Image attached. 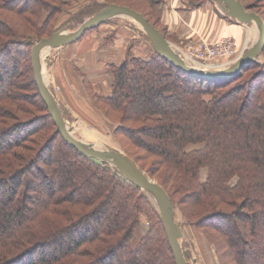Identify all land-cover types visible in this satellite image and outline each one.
<instances>
[{
	"label": "trees",
	"instance_id": "16d2710c",
	"mask_svg": "<svg viewBox=\"0 0 264 264\" xmlns=\"http://www.w3.org/2000/svg\"><path fill=\"white\" fill-rule=\"evenodd\" d=\"M98 1L0 0V264H176L152 200L68 144L36 85L32 47L66 26L75 4L131 7L167 36L159 1ZM240 1L264 19V0ZM145 38L150 54L111 64L107 94L83 76L92 109L219 264H264V62L207 79ZM144 216L150 227L139 233Z\"/></svg>",
	"mask_w": 264,
	"mask_h": 264
},
{
	"label": "water",
	"instance_id": "95a60500",
	"mask_svg": "<svg viewBox=\"0 0 264 264\" xmlns=\"http://www.w3.org/2000/svg\"><path fill=\"white\" fill-rule=\"evenodd\" d=\"M214 1L221 6L229 17L240 23L255 25L257 27V38L254 43L234 64L226 68L210 69L191 65L187 62L184 55L142 13L131 7L119 4L105 6L99 12L81 23L74 31H67V28L63 27L49 37L40 39L34 44L31 51L36 85L64 140L75 147L82 155L115 167L131 183L152 198L158 208L176 264H187L189 253L181 243L184 231L182 226L177 222L176 212L169 195L157 181L141 170L122 150L109 146L103 148L97 147L94 143L85 142L72 133V129L68 127L65 118L66 111L61 108L54 93L45 81L43 53L45 50H53L72 44L81 39L87 31L114 18L124 17L133 20L142 28L154 50L160 56L166 58L183 71L191 75L213 80L231 78L258 60V57L264 49V19L260 14L246 9L240 0ZM46 57L49 58L50 56L47 55Z\"/></svg>",
	"mask_w": 264,
	"mask_h": 264
},
{
	"label": "crops",
	"instance_id": "0c3cea01",
	"mask_svg": "<svg viewBox=\"0 0 264 264\" xmlns=\"http://www.w3.org/2000/svg\"><path fill=\"white\" fill-rule=\"evenodd\" d=\"M157 1L160 2L166 37L176 48L183 47L199 36L207 39L231 37L246 49L251 44L254 33L252 25L229 17L214 0H205L198 7L192 6L189 0ZM130 23L109 20L94 28L88 36L84 35L83 39L47 52L53 59L48 84L57 89V101L66 111L65 117L73 114L74 107L83 101L78 90L79 72L91 81L97 91L107 94L112 83V63L122 61L128 53L137 57L151 53L145 34ZM79 118L88 123L84 116Z\"/></svg>",
	"mask_w": 264,
	"mask_h": 264
},
{
	"label": "rangeland",
	"instance_id": "374dc122",
	"mask_svg": "<svg viewBox=\"0 0 264 264\" xmlns=\"http://www.w3.org/2000/svg\"><path fill=\"white\" fill-rule=\"evenodd\" d=\"M126 1L131 2L130 0H126ZM98 2H103V1L99 0ZM132 5H133V2H132ZM141 9H143V11H145V12L147 11V7H145V6H143ZM96 10H98L97 7H95L93 5L88 6V5L84 4V2H82L81 4H75V6L73 8H71V10L69 12L64 13L63 18L61 19V24H64V23L66 24V26H64V27L67 28V31H74L86 19H88L91 16H93L94 14H96L97 12L94 13ZM100 10L101 9H99L98 12ZM262 10L264 11V9H262ZM120 20L131 22L130 24H132L133 26L134 25L138 26V28L143 32L142 28L139 25H137L131 19H125L124 17L114 18V21L120 22ZM252 28L254 30L255 35L253 33L252 41H251V44L249 45V47L254 43V41L257 38V27L255 25H252ZM92 30H94V29H92ZM92 30H89L88 33L85 34V36L86 35L88 36ZM84 37H82L81 39H83ZM241 46L245 52L247 49L244 48L243 45H241ZM47 52H52V50H45L43 53L44 77H45L46 83L48 84V82H49L48 78L50 77L49 75L51 74L50 67H51L53 59H52V57H49V58L46 57L47 55L50 56V54ZM258 61L264 62V57H262V56L259 57ZM190 62L192 64L197 65V66L199 65L196 62H193V61H190ZM82 75L83 74H81L79 72V75L77 78L79 79V85H78L79 95H81V98L83 99V101L81 100L82 102L79 103L80 105L77 107H74L75 110H73V112H74L73 114L65 117L68 127L70 129H72V133L77 138H79L85 142L94 143V142L90 141V139H87L86 134L83 132L84 130L89 132V134H91V135H96L97 138L103 139V145L100 147L103 148L105 146H109V147L121 150L120 145L118 144V142H117V140L113 134V131L115 129V125L113 123L109 122L107 119H105L101 113H99V112L96 113L95 110L92 109V107L90 105L91 102L89 101V96L84 91L83 86L80 83V81L82 82V79H83V78L81 79ZM49 87L51 88L52 92L54 93L56 99H58L57 89L52 88L53 86H49ZM86 104H89L90 107H88ZM84 107H85L86 111L91 112V114L95 113L97 115V118L94 119L91 115H89L85 111ZM81 115L84 116L85 120L88 123H84L80 120L79 117ZM77 122H79V123H77ZM205 177H206V172H205V170H203V172L201 174V179H204ZM147 196L152 200V198L149 195H147ZM152 202L154 203L153 200H152ZM154 205L156 206L155 203H154ZM156 208H157V206H156ZM157 211H158V208H157ZM158 213H159V211H158ZM176 217H177V222L182 226L183 231H184V236L181 239V243L183 244L184 249L189 253V258L187 259V264H219L218 259L215 255L214 248L206 242L203 235L201 233H199L196 230V228H194L191 224H189L179 211H176ZM141 224H142V226H141V229L139 230V233L144 232L145 230H147L150 227V223H149L146 216H144L142 218Z\"/></svg>",
	"mask_w": 264,
	"mask_h": 264
},
{
	"label": "built area",
	"instance_id": "2783aa9c",
	"mask_svg": "<svg viewBox=\"0 0 264 264\" xmlns=\"http://www.w3.org/2000/svg\"><path fill=\"white\" fill-rule=\"evenodd\" d=\"M191 65L196 62L198 67L220 69L234 64L244 53L242 46L231 37L207 39L199 36L181 48H177Z\"/></svg>",
	"mask_w": 264,
	"mask_h": 264
},
{
	"label": "bare ground",
	"instance_id": "6f19581e",
	"mask_svg": "<svg viewBox=\"0 0 264 264\" xmlns=\"http://www.w3.org/2000/svg\"><path fill=\"white\" fill-rule=\"evenodd\" d=\"M194 66V65H193ZM68 120V119H67ZM79 123V122H77ZM81 124V123H80ZM73 125V124H72ZM75 127V126H74ZM77 127V126H76ZM79 129V128H78ZM83 129V128H82ZM75 130V129H74ZM81 130V129H80ZM86 134L87 139H90V141L94 142L97 147H100L103 145V139L97 138L96 135H91L87 131H83Z\"/></svg>",
	"mask_w": 264,
	"mask_h": 264
}]
</instances>
